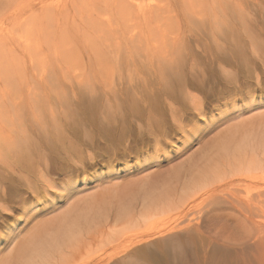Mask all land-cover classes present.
<instances>
[{"label":"rangeland","instance_id":"obj_1","mask_svg":"<svg viewBox=\"0 0 264 264\" xmlns=\"http://www.w3.org/2000/svg\"><path fill=\"white\" fill-rule=\"evenodd\" d=\"M0 1H5V0H0ZM121 1L122 3H119V0H23V1L22 0H7L6 13L9 9L21 10L22 8H25V6L28 7L29 4L31 3L35 5L30 11L27 12V14L25 11V13L22 16V18L25 20L29 19L28 17L29 15H32L33 9H36L35 11L37 13H40L43 9H46V10L52 9L56 13H62V15H60V18H63L66 21V23L65 21H62L64 22V24L61 25L62 29L60 32L65 34L64 39L70 40V44L73 50L72 51L71 49L69 50L72 52L71 55H69L71 52H67L68 56L70 57H68L67 54H65L67 57L61 58L60 60H56V57L58 55L65 53L64 48H63L64 51L63 50L54 51L53 47L47 46V49L45 50L35 48L32 51L31 49H27V50L20 49V47H18V44H16L14 45V48L16 49L15 52L13 53L14 55L13 54H9V55L12 58L14 57L15 59H17L21 67H24V70H23L24 76L18 77L15 84L13 82L5 83L4 81H2V79H0V130H2L0 132V136L2 135V137H0V140L5 136L7 139L12 136L13 137L17 136L19 130L21 129V125H22V124L20 125L19 123L23 122V125H22L23 128H26L29 131H31L34 128L32 130V133H34L32 136L33 137L35 136L34 140L36 141V143L40 142L39 146L43 144L42 146L44 147V151H49L50 153L48 152V154H51V150L48 148L49 146L47 145L48 143L47 140L50 141V137L53 136V133L50 134L49 131L47 130V127L48 126L50 127L52 124H56L57 121L59 122L60 127H61L60 131L62 130L64 132V136L66 137V140H67L64 142L65 148H63L64 147L63 143H62L63 147L61 145L57 147L60 153L57 152V154L54 153V155L56 154L58 156L56 155L54 156L53 153L51 155H48L46 152V154L48 155V166L46 169L43 168L42 165L39 166L38 163L41 162V159L40 158L38 159V157H36V159L33 158V160L35 161L34 167L32 169H28V172L24 168H21L19 164L15 165L14 162L12 160L10 161V159L8 158L4 159L5 161L3 159L1 160L3 164L4 162L6 163V168L3 167V169L6 170V207L7 209L6 211L2 212L0 216V237H3L6 240L5 245L0 246V258L3 257L8 250L11 249V246H12L11 244L14 240L13 238H15L16 235H17L16 240L20 242L23 236L27 233V231H29L32 228V226L36 225L42 219H48V218L54 217L60 211L59 206L61 207V204H62L61 197L63 196L62 189L66 185H68L70 181L78 182V181H81L82 179V180H86L87 184L94 185L96 183H99L100 180L103 179L102 177L112 174L114 172L117 173L118 171L119 172H118L117 178L120 179L121 180L120 182L122 183L126 179V181L124 182L125 184L128 183V181L131 182V181H136L137 179H142L143 176L146 175V172L148 173L149 171H155V173L159 174L158 177L161 175L167 176L174 171V168L176 167L178 168L181 165H185L184 160H187L188 158L192 156L195 157L201 154L202 152H204V150L208 148V145L210 144V142H212L219 135V133H222L226 124L224 120L223 121L220 120L221 114L229 113V111L230 112L234 111L232 113H236L238 108L236 110L235 109L232 110L231 107L235 108L233 106H236V105H237L236 107H239V105L245 106V103L248 104V102L251 101L252 96L254 99L263 98L264 96V92H263L264 91V82H263L264 76H261L263 74L262 72L264 71V69L261 72L262 69L260 67L262 66L260 60L264 58L263 57L264 48L261 49V47L258 46V48L260 47V49L258 50L259 51L258 55H261V52H262L261 56L263 58H261V56H258L256 59L255 58L253 59L252 57L254 56H252L251 58L253 60L252 59L249 60L247 68H249L250 72H247L249 70L246 68L244 69V71H242L243 69L242 70L239 69V67L237 71H236V68H233L234 74L239 72L237 73L239 75L238 78L235 77L236 79L232 78L231 76H230L231 79H229L230 78L229 75L231 74H228L229 78L227 79V76H226L227 74L224 75V72L220 71L221 69H219L217 66L218 62L214 60V58L212 57L211 52H213V49L214 51L216 50L215 47H213L216 45L214 44L215 42L211 41V39L213 38L212 34H213V31L216 32L220 27L219 25L215 26L216 28L215 27L212 28L213 31L211 30L212 32L210 34L208 33L211 27L214 26V24L212 26L211 22L215 23L216 25V22H215L216 18L212 17L215 15L214 13L213 15L211 13H207V11L209 10L211 12L210 6L212 5V3L215 2V0L209 3L206 0H204V2L202 0H198L199 3H197L196 0H186V2L188 3L189 1L191 2L189 4L183 3V1L185 2V0H156V2L158 3L157 6L154 4L155 3L154 0H153L154 3L152 2V0H124V1L121 0ZM205 1L207 3L205 5H207L208 8H205L207 6H204V7L202 6L204 5ZM230 1L229 0L226 1L228 3V6H225L224 3L223 5L222 3L217 4L215 2L217 4L216 7L219 10L218 12L217 9L215 8L216 12L220 14V15L218 14V16H222L224 18L222 13L223 12L225 13L227 11L229 12L230 10L232 13L229 12L230 13L229 14L227 12L225 14L226 15L229 14L228 17H231L232 14L234 13L233 14L234 16L235 14L239 13V11H242L243 6L248 8L249 11L252 9L253 13L256 12V14H259L260 13L259 11H261L262 9V5H260L261 0H256V2L254 3H252V0H247V1L246 0H242V1L232 0L231 2H233L232 3L233 7L230 6L231 8L229 7V4L231 3ZM149 2H152L153 4H148ZM235 2H237V5ZM257 2L259 4H257ZM247 3H249L250 6ZM190 4H192V8H193V5L195 6V8L190 9L191 6L190 7L188 6ZM233 4H235V6ZM242 4L243 6H241ZM256 4L259 7L256 6ZM197 5L201 6V8H198L199 6L196 7ZM219 5L221 6V8ZM19 6H21L22 8ZM223 6H225L224 7L225 10L222 9ZM237 6H241L242 9L239 7V10H238ZM200 9L202 11L200 13H204L205 16L204 18H201L199 15L198 21L201 18V21L202 19H204L203 21H205V24L207 23L208 25L210 23L209 30L207 29L209 28L207 25H203L204 27L202 26L203 21L200 24L201 21L198 22L197 20H195L197 19V15L194 14L193 12L196 10H200ZM204 10L206 12H203ZM222 10L224 11L222 12ZM89 11L92 12L93 19L96 21V24L98 26L97 27L94 26L93 28H90L89 33L87 34H84L82 30L83 35L80 33L81 36L78 35V37H76L77 28L73 27V24L77 23L78 21L72 22L73 20L72 17L76 16V18H78L80 13L82 12L90 13ZM188 12L193 13L194 15H196V17L195 18L194 16L192 17L193 14H188ZM257 18H258V15H257ZM261 18H263L262 14L259 20H262ZM192 19L194 23L192 22ZM205 19L208 20L209 23ZM211 19L213 21H210ZM109 21H112L111 23H109L112 27L107 23ZM112 23L114 24L112 25ZM230 23L232 22H229L227 24V20H222L221 26L224 25L223 27L225 28L226 26V29L229 30L230 27L232 28L233 26V25L231 26ZM235 23H237V21H235ZM257 25L258 23L256 24V26ZM99 27H102V28H99ZM153 28L154 30H152ZM54 29L52 28L51 30H54ZM101 29H103L102 31L104 32H102ZM205 29L208 30L207 33L205 32ZM214 29H216V31ZM95 30L96 31L99 30L104 34L105 32H107L105 37L106 36L108 37L104 40L102 38L103 34L100 35L101 32H98V31L96 32ZM201 30H203V32L208 34L207 35L208 37L209 35L211 36L208 38L205 33H204L205 35L202 34L203 32ZM94 32L96 33V35L99 33L98 37L101 36L102 39L99 40V38H94V40H92L93 38L92 34L95 37ZM216 33H218V31ZM221 33L224 35L223 31H221ZM88 34L89 35L91 34L90 36L92 38L89 37ZM222 34H220L221 35L220 38L221 40H224ZM205 36L208 38V40L210 39L211 42L206 41L207 38ZM82 37H85V38L83 39ZM131 38H134V39L131 40ZM224 38L226 39V35H224ZM82 39L86 41L87 43L85 44V42ZM95 39H98V40L95 41ZM203 39H205L203 41L204 43L202 42ZM106 40L108 42L110 40V42L108 43L106 42ZM163 40L164 42H162ZM221 40H219V42H222ZM94 41L96 43H92ZM7 42H12V40H7ZM100 43H104V44L107 43V44L105 45L103 44L104 46L103 48L102 44ZM87 44L88 45L90 44V47H94V48L91 49ZM99 44L100 46H98ZM118 45H120V47ZM262 45L264 47V43ZM108 46L110 48H108ZM144 48L146 49L144 50ZM108 49L109 51H107ZM181 49L183 51L182 53H184L182 55L184 56L182 58L183 60L180 57L182 54L180 51ZM31 52L32 54H30ZM119 52L121 56L120 54L116 55ZM138 52L140 53V55H142L140 56L141 58L139 57ZM103 54H106V55L103 56ZM178 54H180V56ZM37 58L38 59L43 58L44 61H47V64L44 63L43 69H51V72L48 70L45 73H37L39 72V69H36V68L33 69V63L34 61L37 60ZM103 58L105 59L103 60ZM115 58H118L119 60ZM212 59H213V62H212ZM172 60L174 63L172 62ZM178 61L180 62V64L183 63L182 64L184 66L183 70L184 72H186L185 74L187 75L188 80L194 79L193 78L194 76L196 78V81L200 82L199 83L200 86L198 87L199 89H197V86H194L195 84L194 85L189 84L190 86H188L189 88L188 90L191 92V94L196 96V99L199 101V104H200L199 108L201 109V114H197L198 112L195 108H190L188 110L189 115L186 114V118L184 119L185 121L184 120L181 121L184 125V129H185V130L183 129L185 131L184 132L183 130L180 129V127L176 124V122L172 120L171 114H169L170 112H167V114H165L166 118L164 117L165 119L162 122L163 125L162 126L160 125L162 127V130L156 129L154 132V134H157L161 140V142L158 143V147H156L155 142L151 139L149 140L150 142L149 141L144 142L140 140V137L135 139V137H137L138 134L136 131H132L131 133L132 134L134 133V134L133 135H131L130 133L126 134V136L124 137L125 139L123 138L121 140L122 142L119 143V146H112L109 148V150L111 149L114 152H117V154L119 153L117 151L119 149H124L123 151L127 150L126 154L121 155V158H118L119 156L116 154L117 157L112 159L113 156L108 157L106 155L105 157V155L102 154L103 151L105 152L108 150L107 148L108 146H106L105 140L101 139L97 141L96 146H95L96 143L93 142L94 140L88 143L90 146L86 144L87 142L91 141L92 138L90 139L89 138L90 135H86L85 133H90V134L93 133V130H95L93 126L94 124L87 122L86 124L81 125V126L86 125V129L84 126H83L84 128L83 127L81 128L79 123L73 122L71 117H68L69 114H65L66 111H63L64 113L58 114L59 120L53 122V120L50 119V115H51L50 113L54 110L58 112V109L59 110L61 109L60 107L62 105L61 103L62 100H65V98L67 99V97H68V100L64 102L66 103L68 101L69 104L72 103L71 105L66 103L67 105L71 107L78 105L77 104L78 101H80L81 104L84 103L85 105H89L88 98L92 97L93 95H96L94 97L101 95V93H103L102 95H104L105 93H108L111 95V93L115 91L116 89H117L116 91L120 92L121 90H123V88L126 90V87L127 89L128 88L132 89L133 86L137 88L140 82H142L144 86H147V83H146L147 79L151 81L150 76L152 74L158 75V73L160 72V69L164 70L165 66L166 67L171 66V62H172V65H175L179 63ZM251 61H253V63ZM254 61L255 62L257 61L258 63H260L259 64L260 66L258 65L257 62L255 63L256 64L255 66ZM157 62H159L158 65H157ZM51 65H55L54 68L59 67V69L55 70L57 72H54V70H52ZM144 65L146 66V68ZM236 65H238V63H236ZM60 68H62L63 71L60 70ZM191 69H192V73L190 71ZM175 70H177V68H175ZM238 70H241V71H238ZM254 70L255 72L260 71L259 81L257 79V75L255 74ZM189 73L192 74L193 76L191 77ZM251 73L252 75H250ZM234 74L232 75L234 76ZM245 75H248V76H245ZM142 76L144 79H142ZM224 76H226V78ZM260 77L262 79H260ZM57 82H60L61 84L60 83L58 84L64 86V88L66 87L67 95L64 94L66 96L63 97V94H61L58 97L56 95L55 84H57ZM259 82L261 83L263 82L262 83L263 85L260 84L259 86H257L256 83L259 84ZM228 83L229 84L232 83V84L229 85ZM247 86H249L250 88ZM108 88L111 90H109ZM191 88L192 90H190ZM240 88L242 89V92ZM35 90L38 93L37 95H40V98H39L40 103L34 102L35 105L36 106L42 105L44 107V109H40V111H38L39 110L38 108L37 110H34V107L36 106H34V103L32 102V99L34 98V96H36ZM99 90H104L105 93L104 91H99ZM238 90L240 91L237 93ZM91 91L92 92L94 91V92L90 93ZM31 93L34 96H30ZM83 95L88 100L86 98L83 99L84 98ZM250 95H251V98H250ZM75 98H77L78 100ZM73 102H75L76 104ZM166 102L167 100H164V105H161V107H163L164 109L166 108L165 110H168V106ZM19 103H25L24 105H26V107H24V105L21 106L23 107L21 113H19L21 114L20 115L21 118L16 116V111H13L14 109H12V107L16 106V104H19ZM63 106H66V105L63 104ZM176 106L178 108H181V105L179 103H177ZM16 110L18 111L17 108ZM46 117L51 122H49L46 119ZM66 119H69V120H66ZM45 121H48V124ZM49 123H51V125ZM63 125H65V127ZM42 128L43 129L46 128V130L45 129L43 130ZM70 129L75 131V133L72 132ZM87 129H89L88 130L89 132H87ZM64 130H66L68 134L65 133ZM83 131L85 133H83ZM47 133H49V135ZM70 135H72L71 136L72 138L70 137L71 139L69 138ZM75 135L78 137V140H76L77 137ZM127 135H129L130 138L129 137L127 138ZM46 136L47 138L45 139ZM131 136H135V137H132L133 138L132 139ZM150 137L153 138L154 135H150ZM80 138H82L81 141L79 140ZM7 139H6V142L9 140ZM85 139H88V140H85ZM71 140H73V142L76 143L77 146L84 145V147L83 146L79 147V149L82 147L80 149L82 151L81 153L82 157L75 159L76 163L71 162L72 164L71 163L69 164L67 163V161L63 160V157H65V153H64L65 149L70 146V149H72V151H74L75 154L76 153L78 154V151H80L76 145H73V147L75 146L74 149L72 148V143H70L72 142ZM84 140L86 142H84ZM125 140H128V141H125ZM130 140L131 142H129ZM92 143L93 144L95 143L93 147L91 146ZM76 148L78 149V151H75ZM83 148H84V151H83ZM66 150H69V149H66ZM86 150L88 151L87 154H85ZM42 151L43 150L41 149V153ZM88 155L89 156L91 155L92 159L91 158L88 159L89 157ZM51 156L52 158H50ZM148 156L149 157L155 156L154 159H157L158 162L152 163L153 165H150V168H153V169L149 170L148 168V169L142 170L143 165L140 164V162L141 160H143L145 157H148ZM74 158H77V157H74ZM53 159H54L55 164L53 163ZM78 160L81 163H79ZM102 161H105V162H102ZM125 161H126L125 165L129 166L128 169H124ZM63 162L66 164H64ZM52 163L54 165H52ZM35 164L39 167H37ZM110 164H115V166H113L114 169L112 167H109ZM53 166L54 167L56 166L58 168L50 169ZM40 167L42 169H40ZM47 169H50V170H47ZM60 169H62V171H66V173L62 172ZM70 170H71V174L67 172ZM111 170H112V173L110 172ZM249 173H247L248 175L246 178L245 177L243 179L239 178L237 182L235 181L236 183L234 182L232 184L230 182L229 184H226L225 187H224L225 184H222L220 186H217L216 188H213V187L212 188L210 187L209 189L207 188L208 190L206 189V191H204L205 190L204 189L203 190L204 193L202 192L201 195L198 196V199H196V201L194 202L197 205L195 206V204H193L194 206L193 209L189 211V212L191 211L192 212L190 214L188 213L186 219L192 221L191 224H194V226L195 225L198 227L200 226L199 228H197L196 226L195 227H196V230H199L201 239L198 241L195 240V242L192 241L194 243H191L189 245L192 248L196 247L198 254L196 253L197 256L195 255L196 257L194 256L193 257L194 259L188 264H264V214H263L264 213L263 211L264 210V205H263L264 204L263 202L264 201V188H263L264 183H263V180L260 181V179L262 178L255 179V177L251 173L250 174ZM125 175L127 178H125ZM252 177L254 178L253 180H252ZM238 182H240V184H238ZM237 184L241 186L238 188ZM89 185L88 186L84 185L83 187L84 188L87 187V189H90ZM232 185L234 186V188ZM242 185H244L245 187L243 188ZM222 186L224 188H221ZM97 187L101 188L99 186ZM235 188L238 192L240 191L239 192L240 195L238 194V192H236ZM249 188H251L252 190ZM93 190H97V189L92 188L89 190V192ZM216 192H217V195H215L216 197L215 196L213 197V195L216 194ZM224 192L227 194H224ZM208 193L210 195H208ZM246 193L247 194L249 193V196L252 197L253 199H255V197L258 198L259 196L262 195L261 199L259 197L260 200L257 203H259L262 200L263 204H261V202L260 204L263 207L260 204L256 205V203H254L258 199H255V201L250 202L249 201L250 199L246 198V197H249L248 195L247 196L245 195ZM258 193H261V194L258 196ZM244 196L246 200L244 199ZM212 197L215 199L216 198L218 199L214 200ZM222 198H223V201H222ZM238 199H240L241 202L243 200V202L241 203L240 200L238 201ZM217 200L220 202H218ZM245 202H248L250 205ZM244 203L246 204L245 209L243 207L245 205ZM240 204H243V205H240ZM54 205H57L58 207V208L56 207L57 210L56 208L53 209ZM239 206H242L241 207L242 209ZM255 206H258V207L261 206L260 209L262 210L258 208L256 209ZM250 208L254 210H251ZM243 209L244 211L247 209L246 212L248 210L249 211L247 213L244 212L245 213L244 214ZM259 210L261 211V213H259L260 212ZM251 211L252 212L254 211V213L255 211L257 212L259 211L258 217H257V214L254 217V213H252ZM170 212L171 211L167 212V214L169 213V215H171L170 217L168 215L167 217L168 220H166L167 218H165V221L167 223L169 221V225L170 223L174 224L175 220L177 219V216L173 212L170 214ZM237 212H239V214ZM161 214H158L154 218H152L153 219L151 221L152 228L150 227V222H149L147 227H146L147 224L146 225L145 223L141 224L140 226H142V229L146 228L151 231L156 230V228L159 229L160 222L162 225L165 224L168 226L166 222L164 223L163 221L162 223L161 221L162 218H164L166 215L165 212L162 214L163 217ZM259 214H260V217H259ZM261 214L263 215V217ZM43 215H45V217H43ZM174 215L176 218L174 217ZM241 215L243 218L241 217ZM244 215H246V219L244 218L245 217ZM157 219L160 222H157ZM169 219H171V221ZM180 220H178V222H180ZM197 221L199 224L197 223ZM86 228H84L83 234L85 235L94 234L93 228H90L89 226ZM123 232L124 230L120 231V233H116L115 235L118 236L120 239L124 235ZM108 237L109 236L107 235L99 236L98 239L93 242L94 245L92 244L93 245V247H91L92 249L91 248L88 249V247L81 248V249L77 248V250L73 249L69 264H92L93 261L100 260V258H101V261L102 259L103 260L106 259L110 261L113 260V263H114V259H116V256L118 254L117 253L113 254L115 258L113 257V255H111L114 252H112L113 248L109 247L110 245L107 244ZM114 239L117 241L116 237ZM115 240H113L114 243H115ZM117 243L119 245V242ZM122 246L123 244L120 245V249L123 248ZM120 249L119 250L117 249V250L120 251ZM96 250L101 251L99 252L100 255L97 253ZM93 254L94 256H92ZM122 255H123V252L119 254L120 257L117 256V259L121 258ZM131 258L133 257L131 256ZM149 258L150 257L141 258L139 261L135 259V262L136 264H155V263L157 264V261H154L155 258H150V259ZM79 260L81 261V263Z\"/></svg>","mask_w":264,"mask_h":264},{"label":"bare ground","instance_id":"obj_2","mask_svg":"<svg viewBox=\"0 0 264 264\" xmlns=\"http://www.w3.org/2000/svg\"><path fill=\"white\" fill-rule=\"evenodd\" d=\"M120 1L121 0H119V3H122V1L121 2ZM154 1H155V3H154ZM154 1L152 0V2L157 6L158 3L156 2V0H154ZM196 1H197V3H199L198 0H196ZM202 1L204 2V0H202ZM206 1L208 3L213 2V0H206ZM206 1H205L204 5H202L203 7L207 6V5H205V4H207ZM226 1L227 0H215V2L217 4H221V3L223 4L224 3L225 6H228V3ZM241 1H240V3H241ZM152 2H149L148 4H153ZM254 2H256V0H252V3H254ZM6 3H7V0L0 1V79H2V81H4L5 83L6 82L7 83L13 82L15 84L18 77L24 76V74H23L24 73V71H23L24 67H21L19 61L17 59H15L14 57L12 58L9 55V54H13L15 52L16 49L14 48V45H16V44H18V47H20V49H26V50L31 49L32 51L35 48L45 50V49H47V46L53 47L54 51H60V50H63V48H64L65 53L58 55L56 57V60H60L61 58L67 57L68 56L67 52H71L73 50L71 47V44H70V40L64 39L65 34L60 32L62 29L61 25L64 24V22H62V21H65L63 18H60V15H62V13H56V12H54V10L49 9V8H48L49 10L43 9L40 13H37L35 11L36 9H33L32 15H29L28 16L29 19L25 20L22 18L23 14L25 13V11L27 14V12L30 11L35 5H33L32 3L31 4L28 3L29 4L28 7L25 6V8H22L23 7V5H22V7L19 6L22 8L21 10L9 9L6 13ZM183 3H188V2H186V0H185V2L183 1ZM189 3H191V2L189 1ZM214 3H212V5L210 4L211 5L210 6L211 12L208 10L207 13H211V14L214 13L215 14V15L213 14L214 16H212V17L216 18L215 19L216 25H215V23L211 22L212 26H213V24H214V26L211 27V29H210L209 21L205 19L209 23L207 25V23L205 24V21H203L204 19H202V21H203L202 26L207 25L209 27L207 29L208 30L210 29V30L208 31L205 29V32L207 33V31H208V33L210 34L213 31L212 28L219 25L220 28L217 30L218 33H216L217 31H216V29H214L216 32L213 31V34H212L213 38L211 39V41L215 42L214 44H216V45L213 47H215L216 50L214 51V49H213V52H211V54H212V57L214 58V60H216L218 62L217 66L219 69H221L220 71L224 72V75L227 74L226 75L227 79L230 76L232 78L236 79L235 77L238 78L239 75L237 73H239V72L234 74L233 68H236V71H237L238 67L241 70L243 69L242 71H244L245 68L249 70V68H247L249 60L252 58L256 59L258 56L262 55V52H261V55H258V53H259L258 50L260 49V47H261V49L264 48L262 45L264 43V0H261V3H260V5H262L261 11L263 13L259 10H258L260 12L259 14H256V12L253 13L252 9L249 11L248 8L243 6V4H245V3H243L241 5V6H243V9L241 6H237L238 10L240 7L242 9V11H239V13L235 14L234 16H233V14H234L233 13L231 17H228L230 14L229 12H231V10L229 12L227 11L229 14L226 15L225 13H227V12H225V13L223 12L225 10V8H224L225 6H223L222 9H224V10H222V12H223L222 14H223L224 18L222 16H218L219 13L216 12V9H217L216 5L217 4L216 3L214 4ZM232 3L233 2L230 3L231 5L229 4V7L232 6ZM235 3L237 5V2H235ZM247 4H249V3H247ZM257 4H259V3L257 2ZM257 4H256V6H258ZM233 5L235 6V4H233ZM188 6L189 7L191 6L190 9L195 8L194 5L192 8V4H190ZM198 6L199 5H197L196 7H198ZM246 6H248V5H246ZM249 6H250V4H249ZM256 6H254V7H256ZM198 8H201V6H199ZM205 8H208V6ZM220 8H221V6H220ZM260 8H261V6H260ZM217 11L219 12L218 9H217ZM190 12H192V11H190ZM200 12H202L201 9L193 12L194 14L197 15V19H195L197 21L199 19V17H198L199 15L201 18H204V16H205L204 13H200ZM203 12H206V11L204 10ZM193 13L188 12V14H193ZM194 14L192 15V17L194 16V18H195L196 15H194ZM261 14L263 15V18H261L262 20H259ZM257 15H258V18H257ZM221 17H222V19H221ZM201 18L199 21H201ZM72 19H73L72 22L78 21L77 23L73 24V27L77 28L76 37H78V35H80V33L82 34V30H83L84 34H87V33H89L90 28H93L94 26H96V27L98 26L96 24V21L93 19L92 12H90V13L82 12L78 16V18H76V16H73ZM222 20H227V24L229 22H232V23H230L231 26L233 25L232 28L230 27V29L227 30L226 26H225V28L223 27L224 25L221 26ZM202 21L200 22V24L202 23ZM210 21H213V20L211 19ZM235 21H237V23H235ZM258 21H260V22H258ZM111 22L112 21H109L107 23L109 24ZM192 22H193V19H192ZM256 22L258 23L257 26H256V24H257ZM65 23H66V21H65ZM113 24L114 23H112V25ZM207 26H205V27H207ZM52 28L53 29L55 28V29L51 30ZM99 28H102V27H99ZM227 28H228V26H227ZM102 30L103 29H101V31ZM152 30H154V28ZM97 31L101 32L99 30H97ZM201 31L203 32V30H201ZM221 31H223L224 35H226V39L224 38V35L221 33ZM102 32H104V31H102ZM102 32L100 33V35L103 34L102 38L105 40L108 37V36L105 37L107 32H105V34ZM205 32H203L202 34L205 35L206 34ZM92 33H93V31H92ZM219 33L223 35L224 40H221V38H220L221 35ZM98 34L96 35V33L94 32L95 37L92 34L93 38L89 34L88 35H89V37L92 38V40H94V38H99V40H101L102 38H101V36L98 37ZM207 35L208 34H206V36ZM210 36L211 35H209V37ZM82 38L84 39L85 37H82ZM208 38L206 39V41H210V39L208 40ZM133 39L134 38H131V40H133ZM205 39H203L202 42ZM7 40H12V42H7ZM96 40H98V39H95V41ZM219 40H221L222 42H219ZM95 41L92 43H96ZM139 41H137V42H139ZM84 42H85V44L87 43L86 41H84ZM106 42H108V41L106 40ZM109 42H110V40H109ZM162 42H164V40ZM90 44L89 45L87 44V45L90 47ZM100 44H102V46H103L104 43H100ZM100 44L98 46H100ZM105 44H107V43H105ZM109 46H108V48H110ZM111 46H113V45H111ZM118 46L120 47V45H118ZM144 46H145V44H144ZM258 46H260V47L258 48ZM114 47H115V45H114ZM203 47H205V46H203ZM90 48L92 49L94 47H90ZM103 48H104V46H103ZM70 49H71V51H69ZM145 49L146 48H144V50ZM211 50H212V48H211ZM107 51H109V49ZM180 51H181V53L183 52L182 49ZM103 53H104V51H103ZM263 53H264V51H263ZM30 54H32V52ZM65 54H67V56ZM71 54H72V52L69 55H71ZM119 54H120V52L116 55H119ZM123 54H125V53H123ZM183 54L184 53H182L181 56H180V54H178L181 57V59L184 57V56H182ZM105 55L106 54H103V56H105ZM108 55H110V54H108ZM136 55H138V54H136ZM8 56H9V58H8ZM120 56H121V54H120ZM140 56H142V55H140V53H139V57ZM252 56H254V57H252ZM68 57H70V56H68ZM176 57H175V59H176ZM263 57L261 56V58H263ZM104 59L105 58H103V60ZM115 59H118V58H115ZM175 59H174V61H175ZM263 59L260 60L262 66H260L259 65L260 63H258L256 61L262 69L261 72L264 69L263 68V66H264V60ZM172 62H173V60H172ZM172 62H171V66H167V67L165 66L166 68L164 67V70L160 69V72L158 73V75L152 74L150 76L151 81H149L147 79V82H146L144 80L147 83V86H144L143 83L140 82V84H139V86H137V88L133 86L132 89H129V88L127 89V87H126V90H125L122 87L123 90H121L119 92V91H116L117 90L116 89L115 91H113L111 93V95L108 93H105L104 90H99V91H104L105 94L102 95L103 93L100 92L101 95H98L97 97H94L96 95H93V96L91 95L92 97L88 98L89 99V105H85L84 103L81 104V102L78 101V103H77L78 105L71 107L69 105H71L72 103L69 104L67 101L66 103L69 104V105H67L64 102V101L68 100V97H67V99L65 98V100H62V102H61L62 105L60 107L61 109L60 110L58 109V112L54 110L50 113L51 114L50 119L53 120V122L57 121V120H59L58 114L64 113L63 111H66L65 114H69L68 117H71L73 122L79 123L81 128L84 126V125L83 126H81V125L86 124L87 122L94 124L93 126H94L95 130H93V133L90 134V133H85L83 131V133H85L86 135H90V137H89L90 139L92 138L91 141L87 142L86 144L92 142L93 140H94L93 142H95V143L101 139L105 140L106 141L105 144H106V146H108L107 147L108 150L105 152L103 151L102 154L105 155V157H106V155L108 157L113 156L112 159L117 157L116 156L117 152H114L111 149L109 150V148L112 146H119V143L122 142L121 140L126 136V134H128V133H130L131 135L134 134V133L133 134L131 133L132 131H136L138 136L137 135H135L137 137L131 136V138L135 137V139H136V138L140 137V140H142L144 142L149 141L151 139L155 142L156 147H158V143L161 142V140L157 134H154V132L156 129L162 130V127H161L163 125L162 122L166 118L165 114H167V112H170L169 114H171L172 120L174 122H176V124L180 127L181 130L184 129V125L181 121L186 118V114L189 115L188 110L190 108H195L198 112L197 114H201V109L199 108V106H200L199 101L196 99V96L191 94V92L188 90L189 89L188 86H190L191 84H193V85L195 84L194 86H197V89H199L198 87L200 86L199 85L200 82L196 81V78L190 73L189 74L191 75V77L193 76L194 79L188 80V77L185 74L186 72H184V70H183L184 66L182 65L183 64L182 62H181L182 64H180V62L178 61L179 63H177L175 65H172ZM210 62H211V60H210ZM212 62H213V59H212ZM251 62L253 63V61H251ZM256 62L254 61L255 66H256V64H255ZM44 63L47 64V61H44L43 58H41V59L37 58V60L34 61V63H33V69L34 68L39 69V72H37V73H45L48 70L51 72V69H43ZM158 63L159 62H157V65H158ZM167 63H169V62H167ZM236 63H238L239 66L236 65ZM132 64H133V62H132ZM54 67H55V65H51L52 70H54V72H57L55 70L59 69V67H56V68H54ZM145 68H146V66H145ZM150 68H152V67H150ZM175 68H177V70H175ZM153 69H154V67H153ZM60 70L63 71L62 68H60ZM140 70H141V68H140ZM241 70H238V71H241ZM190 71L192 73V69ZM207 72H209V71H207ZM247 72H250V70ZM254 72H255V70H254ZM262 73L264 74V71ZM228 74H231V75H229V77H228ZM232 74H234V76ZM255 74L257 75V79L259 81L260 71L255 72ZM263 74L261 76H264ZM250 75H252V73ZM226 76H224V77L226 78ZM245 76H248V75H245ZM231 77L229 79H231ZM139 79H141V78H139ZM142 79H144L143 76H142ZM252 79H253V77H252ZM260 79H262V78L260 77ZM134 81H135V79H134ZM58 83H60V82H57V84H55L56 95L58 97L61 94H63V97L66 96L67 95L66 94L67 93L66 87L64 88V86L60 85L61 83L60 84H58ZM262 83L259 82V84L258 83H256V84H257V86H259L260 84L263 85ZM230 84H232V83H230ZM89 85H90V83H89ZM249 86H251V85H249ZM249 86H247V87H249ZM117 88H118V86H117ZM122 88H120V89H122ZM109 90H111V89H109ZM190 90H192V88ZM94 91H96V90H94ZM239 91L240 90H238L237 93ZM93 92L91 91L90 93H93ZM235 92H236V90H235ZM241 92H242V89H241ZM37 94L38 93L35 90L36 96H34L32 93L30 95V96H34V98L32 99L33 103L34 102L40 103V100H39L40 95H37ZM64 94H66V95H64ZM83 97H84V95H83ZM85 98L86 97H84L83 99H85ZM250 98H251V95H250ZM257 98H259V97H257ZM75 99H77V98H75ZM164 100H167L166 104L168 106V110H165L166 108L164 109L163 107H161V105H164ZM73 103H75V102H73ZM85 103H87V102H85ZM177 103H179L181 105V108H178L176 106ZM24 104L25 103H19V104H16V106L12 107V109H14L13 111H16V116L20 117L21 114H19V113H21V111L23 109V107H21V106H23ZM63 104L66 106H63ZM190 105H191V107H190ZM34 106H36L35 103H34ZM44 106H45V104H44ZM236 106H233L235 108L231 107L232 110H234V109L236 110L238 108L236 113H232L234 111H232V112L229 111V113L221 114L220 120H222V121L224 120L226 126L223 129L222 133H219V135L212 142H210V144L208 143L209 144L208 148L206 150H204V152L201 151L202 152L201 154H199L195 157L192 156V157L188 158L187 160H184L185 165H181L178 168L176 167L177 169L174 168V171L167 176L161 175L158 177L159 174L155 173V171H149L148 173L146 172V175L143 176L142 179H137L136 181H131V182H129L127 180L128 183L125 184L124 182L126 181V179H125V181L123 180L124 182L122 183V182H120L121 180L117 178L119 171L117 173H115V172L112 173V170H111L110 172L112 174L106 175L104 177L101 176L103 179H101L99 183H96L94 185L91 184L92 186L87 184L86 180H82V179H81V181H78V182H76V181L71 182L70 181L69 184L66 185L62 189V195L63 196L61 195L62 196L61 197L62 198L61 199L62 204H61V207L59 206L60 211L59 210H58L59 212L56 211L58 213L54 217H51L48 219H42L36 225L32 226V228L29 231H27V233L23 236V238L20 242H18L16 240L17 239V235H16L15 238H13L14 240L11 244L12 245L11 249L8 250L6 252V254L0 258V264H69L73 249L77 250V248L81 249V248H85V247H88V249H89V248L93 247V245H94L93 242L95 240H97L99 236H103V235L109 236L107 238L108 239L107 244L110 245L109 247L113 248L112 252H114V253H112V254L110 253V254L113 255V254L117 253L118 255L117 254L116 255L119 256V254L123 252V255L119 259H117V256L115 255L116 259H114V263H113V260L110 261V260L104 259V260H106V261H104L102 259V261H101V258H100V260L93 261L92 264H112V263L113 264H133L135 262V259L139 261L141 258H147V257L155 258V260L154 259L153 260L157 261V264H188L189 262H191L194 259L193 257L196 255V253L198 254V252H197L196 247L192 248L189 245L191 243H194L195 240L196 241L200 240L201 235L199 233V230H196V227L199 228L200 226L198 227L195 225L196 226L195 227L194 224H191L192 221L187 220L186 217H187L188 213L190 214L192 212V211L191 212H189V211L191 209H193V207H194L193 204H195L194 202L196 201V199H198V196L201 195L203 190L205 189L204 191H206V189L207 188L209 189L210 187L216 188L217 186H220L222 184H225L224 185V187H225L226 184H229L230 182L233 184L235 181L237 182V180L239 178H242V179L244 177L246 178L248 175L247 173H249V172L255 177V179L262 178V179H260V181L263 180V183H264V175H263L264 174V96H263V98H259V99H254L252 96L251 101L248 102V104L245 103V106H242V105L241 106L239 105V107H236ZM24 107H26V105H24ZM16 108L18 109V111L16 110ZM37 108L39 109L38 111H40V109H44V107L42 105L41 106L38 105V106L34 107V110H37ZM47 110H49V109H47ZM41 112H42V110H41ZM201 117H202V115H201ZM46 119H47V117H46ZM66 120H69V119H66ZM48 121H45V122L48 124ZM49 122H51V121H49ZM19 124L23 125V122H21ZM49 124L51 125V123H49ZM22 125H21V129L19 130L17 136H14V137L12 136V137L8 138L9 139L8 140L6 138V136L3 135L5 137H3L0 140V216H1L2 212L6 211V209H7V207H6V170L3 169V167L6 168V163L4 162V164H3V162L1 160L8 158V159H10V161L12 160L15 165L19 164L21 168H24L28 172V169H32L34 167L35 161L33 160V158L36 159V157H38V159L39 158L41 159V162L38 163L39 166L42 165L43 168L46 169L48 166V155H51L52 153L54 155V153L57 154V152L60 153V151H58L57 147L59 145L62 146V143H63L64 147L63 146L62 147L65 148L64 142L67 141L66 137L64 136V132L62 130L60 131L61 127H60V124L58 121L56 124H52L50 127L49 126L47 127L45 125L47 127V130L49 131V133L50 134L53 133V136L50 137V141L47 140L48 143L46 142L47 145L49 146L48 148L51 150V154H48L49 151H44V147L42 146L43 144L41 143L42 145L39 146L40 142L36 143V141L34 140L35 136L34 137L32 136L34 134V133H32V130L34 128L32 127L33 129L31 131H29L28 129L23 128ZM41 125H39V126H41ZM65 125H63V126L65 127ZM30 126H32V125H30ZM61 126H62V124H61ZM84 127L86 129V125ZM44 129L46 130V128H44ZM70 130L75 133V131H73L72 129H70ZM82 130H80V131H82ZM88 130L89 129H87V132H89ZM1 131L2 130H0V132ZM35 131H36V129H35ZM64 131H65V133L68 134V132H66V130H64ZM49 133H47V134L49 135ZM150 135H154V137L151 138ZM71 136L72 135H70L69 138ZM0 137H2V135ZM128 137H129V135H127V138ZM46 138H47V136L45 137V139ZM48 138H49V136H48ZM82 138H84V137H82ZM82 138H80L79 140L81 141ZM6 139L8 140L7 142H6ZM76 140H78V137ZM85 140H88V139H85ZM85 140H84V142H86ZM71 141L72 142H70V143H72V148L74 149L75 146L73 147V145H76V143H74L73 140H71ZM125 141H128V140H125ZM125 141H124V143H125ZM129 142H131V140ZM67 144H68V142H67ZM94 144L92 143L91 146L93 147ZM96 145H97V143L95 144V146ZM80 146L84 147V145H80ZM80 146H77V148L79 149ZM77 148L75 149V151H78ZM144 148H145V146H144ZM41 149L43 150L42 153H41ZM66 149H69V150H66ZM66 149L64 152L65 157H63V160L67 161V163H69V164L71 162L76 163L75 159L82 157V154H81L82 151L80 149H79L80 151H78V154L76 153L77 155L75 154L74 151H72V149H70V146L67 147ZM127 149H129V148H127ZM123 150L124 149L117 150L119 153H121V154H119V153L117 154L119 156L118 158H121V155L126 154L127 150L126 151H123ZM83 151H84V148H83ZM46 152L48 155L46 154ZM87 152L88 151L86 150L85 154H87ZM63 154H62V156H63ZM110 154H112V155H110ZM56 156H58V155H56ZM152 156L151 157H149V156L145 157L143 160H141L142 163L140 162V164L143 165L142 170L148 169V168H149V170L153 169V168H150V165H153L152 163H157L158 160L154 159L155 156L154 157H152ZM74 157H77V158H74ZM50 158H52V156ZM89 158L92 159L91 155L88 157V159ZM78 162H79V160H78ZM102 162H105V161H102ZM53 163H54V159H53ZM53 163H52V165L55 164V163L54 164ZM79 163H81V162H79ZM60 164H62V163H60ZM64 164H66V163H64ZM125 164H126V161H125L124 165ZM63 165H62V167H63ZM39 166H37V167H39ZM113 166H115V164L109 165V167H112V168H113ZM41 167H40V169H42ZM128 167H129L128 165H125L124 169H128ZM53 168H58V167L53 166L50 169H53ZM11 169H13V168H11ZM24 169H22V170H24ZM50 169H47V170H50ZM62 169H60V170L62 171ZM40 172H41V170H40ZM62 172L66 173V171H62ZM67 172L69 174H71V170L67 171ZM125 172H124V174H125ZM41 175H42V173H41ZM126 175H125V178H127ZM252 175H250V176H252ZM116 179H118L119 181ZM253 179L254 178L252 177V180ZM238 184H240V182H238ZM84 185H87V186L89 185L90 189L96 188L97 190H93V191L89 192L90 189H87V187L84 188L83 187ZM97 186H99L101 188H98ZM240 186L238 185L237 187L239 188ZM224 187L222 186L221 188H224ZM242 187L244 188L245 186L242 185ZM233 188H234V186H233ZM229 189H231V188H229ZM249 189H251V188H249ZM235 190H236V188H235ZM225 192H224V194H227ZM231 192H232V190H231ZM236 192H238V191L236 190ZM239 192H238V194H239ZM218 193H219V191H218ZM256 194H257V192H256ZM260 194L261 193H258V196ZM208 195H210V194L208 193ZM215 195H217V192H216V194L213 195V197ZM219 195H220V193H219ZM245 195L249 196V193L248 194L246 193ZM261 196H259L260 199H261ZM205 197H206V195H205ZM259 197L258 198L255 197V199H258L256 201H255V199H253L250 196L246 197V198L250 199L249 200L250 202L255 201L254 203H256V205H259L260 202H261V204H263L262 200L259 203H257L260 200ZM223 198H224V196H223ZM223 198H222V201H223ZM213 199L216 200L218 198H216V199L213 198ZM244 199H245V196H244ZM239 200L240 199H238V201ZM225 201H227V200H225ZM218 202H220V201H218ZM240 202H241V200H240ZM242 202H243V200H242ZM245 203H248V202H245ZM196 205L197 204H195V206ZM240 205H243V204H240ZM56 207H57V205H54L53 209H55ZM239 207L241 208L242 206H239ZM243 207L245 209L246 204ZM255 207H256V209L257 208L260 209V207H258V206H255ZM57 208H56V210H57ZM244 209H243V213L246 212V210L248 208L245 211H244ZM251 210H254V209H251ZM260 210H262V209H260ZM168 211H171L170 214L173 212L177 216V219L175 220L174 224L170 223V225H169V221H168V223L165 221V218H167L169 215V213L167 214ZM164 212L166 215L164 218H162L161 221H162V223H163V221H164V223L166 222L168 224V226L165 224H164L165 226L162 225L161 222L158 221V219H157V222H160V225H159L160 228L158 227L159 229L156 228V230H153V231L148 230L146 228L142 229V226H140L141 224L145 223V225L147 224L146 225V227H147L148 223L150 222V227H151L152 226L151 221L153 220L152 218H154L158 214H161V213L163 214ZM258 212L257 211H255V213H254V211L252 212V213H254V217L256 214L258 217ZM237 213L239 214V212H237ZM259 213H261V211ZM175 215H174V217H175ZM30 216H29V218H30ZM170 216L171 215H169V217ZM244 216H245L244 218L246 219V215H244ZM43 217H45V215H43ZM162 217H163V215H162ZM241 217H242V215H241ZM259 217H260V214H259ZM262 217H263V215H262ZM166 220H168V218ZM169 220L171 221V219H169ZM178 220H180V222H178ZM172 221H173V219H172ZM183 223H185V224H183ZM197 223H198V221H197ZM157 225H155V226H157ZM88 226L90 228L94 229L93 230L94 234H92V235L83 234L84 228H86ZM138 226H140V227H138ZM162 226H164V227H162ZM123 230L125 233L123 232L124 235H123V237H121L122 239L121 238L119 239V237L116 236L115 234L120 233V231H123ZM114 236L116 237L117 241L114 239L115 238ZM10 237H12V236H10ZM113 240H115V243ZM192 241H194V242H192ZM117 242H119V245ZM124 243H126V244H124ZM122 244H123V246H122L123 248L120 249V245H122ZM192 246H194V245H192ZM9 248H10V246H9ZM117 249L118 250L120 249V251H118ZM99 252H101V251H99V250L97 251V253L100 255ZM97 253H95V254H97ZM92 256H94V254ZM131 256L133 258H131ZM113 257H114V255H113ZM94 258H96V257H94ZM110 262H112V263H110ZM80 263H81V261H80ZM134 264H136V262Z\"/></svg>","mask_w":264,"mask_h":264},{"label":"snow or ice","instance_id":"obj_3","mask_svg":"<svg viewBox=\"0 0 264 264\" xmlns=\"http://www.w3.org/2000/svg\"><path fill=\"white\" fill-rule=\"evenodd\" d=\"M6 243V240L3 237H0V246H4Z\"/></svg>","mask_w":264,"mask_h":264}]
</instances>
